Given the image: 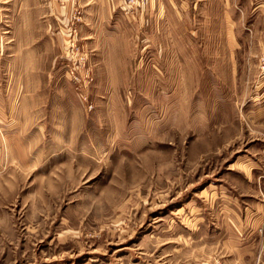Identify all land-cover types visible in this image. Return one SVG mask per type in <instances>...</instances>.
I'll list each match as a JSON object with an SVG mask.
<instances>
[{"label": "rangeland", "instance_id": "rangeland-1", "mask_svg": "<svg viewBox=\"0 0 264 264\" xmlns=\"http://www.w3.org/2000/svg\"><path fill=\"white\" fill-rule=\"evenodd\" d=\"M263 53L264 0H0V264H264Z\"/></svg>", "mask_w": 264, "mask_h": 264}, {"label": "built area", "instance_id": "built-area-1", "mask_svg": "<svg viewBox=\"0 0 264 264\" xmlns=\"http://www.w3.org/2000/svg\"><path fill=\"white\" fill-rule=\"evenodd\" d=\"M149 1L150 0H117V3L118 8L127 19L136 21V17L141 15L142 11L149 4ZM260 69L264 72V53L260 59Z\"/></svg>", "mask_w": 264, "mask_h": 264}]
</instances>
